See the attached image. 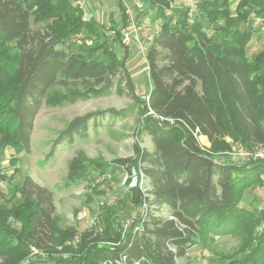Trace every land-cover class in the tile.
I'll list each match as a JSON object with an SVG mask.
<instances>
[{"label": "trees", "instance_id": "16d2710c", "mask_svg": "<svg viewBox=\"0 0 264 264\" xmlns=\"http://www.w3.org/2000/svg\"><path fill=\"white\" fill-rule=\"evenodd\" d=\"M142 2L161 23L147 48L151 90L148 100L139 102L144 116L137 129L153 149L136 142L132 157L87 165L79 154L66 177L70 184L90 180L89 167L102 176L126 172L128 200L140 215L123 229L114 224L116 212L102 206L96 223L78 233L59 224L51 193L27 176L16 203L8 206L0 196V264H177L190 247L228 234L241 243L222 264H264V210L245 205L246 190L264 188V160L216 164L211 155L228 150L224 138L248 147L264 143V49L249 59L253 34L241 29L252 17L264 26V0H199L191 24L188 7L177 11L169 0ZM117 7L119 24L111 18L112 25L103 28L93 18L81 21L75 0H0V147L29 152L33 120L43 104L104 95L114 78L116 89L125 82L132 93L125 59L113 47L129 26L121 0ZM204 19L216 37H207ZM79 32L92 42L74 51L65 42ZM105 112L122 113L77 116L54 145L86 131L88 122ZM162 208L168 216L159 213Z\"/></svg>", "mask_w": 264, "mask_h": 264}, {"label": "rangeland", "instance_id": "374dc122", "mask_svg": "<svg viewBox=\"0 0 264 264\" xmlns=\"http://www.w3.org/2000/svg\"><path fill=\"white\" fill-rule=\"evenodd\" d=\"M197 1L199 0H169V3L173 10L178 11L187 7L191 9L192 15L187 21L191 24V20L199 15ZM121 2L128 12L129 28L131 29L132 26L141 28L138 39L133 38L129 47L122 43L113 44L118 58L125 59L124 64L131 80L132 93L127 89L125 82L120 85V89H116L117 78H114L112 88L104 95L62 106L43 104L33 120L29 152L17 154L12 146L0 147V196L6 202L4 203L9 206L19 199L17 189L28 176L35 184L51 193L59 224L62 227H73L78 233H82L96 223L102 206L116 212L117 218L114 224H119L123 229L140 215L141 210L139 207L135 209L129 203L128 187L124 185L129 176L126 172L117 170L112 176L109 174L102 176L89 167L87 172L90 180L70 184L66 177L71 160L81 154L83 162L87 165L92 161L111 162L118 158L132 157L133 145L136 142L143 149L148 151L153 149L149 137L140 138L137 129L143 115L139 102L147 101L151 90L146 60L147 48L151 42L147 38L152 35L155 27L160 28L161 23L158 19H154L153 10L148 9L142 0H121ZM86 10L90 17L87 15L88 20H83L82 12V22L93 18L99 26L108 28L112 25L110 23L112 18L115 24H119L120 12L113 0H86ZM169 14H172V11ZM32 27L38 26L32 25ZM248 28L253 36L246 51L247 57L252 59L256 53L264 49V26L259 19L252 17L247 25L241 27L242 30ZM203 31L209 38L216 37L213 27L205 19ZM110 34L111 31L107 30L108 38L114 39V35ZM91 42L88 35L79 32L67 39L65 44L74 45L75 51L82 44L90 45ZM123 47L128 49L127 53ZM83 85L84 83L81 82L76 83L77 87ZM106 110L122 111V113L113 115L105 112L98 115L88 122L86 131H80L72 139H60L54 145V140L73 118ZM224 139L229 144L228 150L225 151L239 146L251 148L229 138ZM198 140L200 144L210 146L207 141L204 143L200 138ZM262 147L264 148V143ZM225 151L213 152L212 158L220 164L227 165H241L258 160L244 162L227 159L223 154ZM13 159L15 162L12 164ZM135 181L136 176L133 174L130 185H134ZM93 186L96 192L91 191ZM141 187L143 190L146 189V181L143 180ZM245 205L249 209L254 207L258 211L264 210V188L256 186L246 190ZM159 213L163 216L169 215L164 208ZM240 243V237L235 234L215 236L206 244L199 242L190 247L185 256L177 259L176 262L177 264H222L223 258L235 255Z\"/></svg>", "mask_w": 264, "mask_h": 264}, {"label": "built area", "instance_id": "2783aa9c", "mask_svg": "<svg viewBox=\"0 0 264 264\" xmlns=\"http://www.w3.org/2000/svg\"><path fill=\"white\" fill-rule=\"evenodd\" d=\"M75 1L83 11V20H88L89 15L86 12L87 11L86 10V0H75ZM128 28H129V26L124 31H122V34H121V43L124 44V46H126V47L130 46V43H131V41H133V38L135 40L138 39L139 31H141V28H139V27L136 28L135 26H132L131 29L130 28L128 29ZM158 30L159 29L157 27H155V30L153 31L152 35H150L147 38V40L151 42L154 35H156L158 33ZM110 35H114V32L111 31ZM148 114L154 115L151 110L148 112ZM160 120H162V118H160ZM166 121L169 124H172V122H173V120H171V119H166ZM199 138L200 137H198V139ZM223 154H225V157L227 159H231V160H235V161L246 162V161L255 160V159L262 160V159H264V148L262 147V144L254 145L251 148H245V147L239 146L236 148H232L229 151H225ZM211 155H212V153H211ZM212 156L214 157V155H212ZM213 161L216 164H220V162L215 161V159H213ZM32 253L37 254V250L32 248Z\"/></svg>", "mask_w": 264, "mask_h": 264}, {"label": "crops", "instance_id": "0c3cea01", "mask_svg": "<svg viewBox=\"0 0 264 264\" xmlns=\"http://www.w3.org/2000/svg\"><path fill=\"white\" fill-rule=\"evenodd\" d=\"M114 2H115V4L117 5V0H113ZM171 1V0H170ZM200 138H205L206 139V141H207V138L206 137H204V136H200ZM208 142V141H207Z\"/></svg>", "mask_w": 264, "mask_h": 264}]
</instances>
